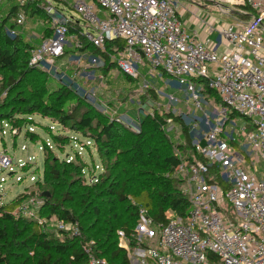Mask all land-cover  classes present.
Returning <instances> with one entry per match:
<instances>
[{
  "label": "built area",
  "instance_id": "obj_1",
  "mask_svg": "<svg viewBox=\"0 0 264 264\" xmlns=\"http://www.w3.org/2000/svg\"><path fill=\"white\" fill-rule=\"evenodd\" d=\"M16 1L23 5L27 0ZM211 1L221 5L222 11L225 2L249 3L259 17L248 22L210 24L198 15L200 6L195 3L198 8L191 10L187 0H73L71 6L81 15L74 18L65 9L49 3L54 34L34 43L31 49L32 66L45 71L54 82L68 84L111 121L134 131H140L135 128H140L143 116L149 114L140 100L148 96V77L141 71L147 66L173 77L179 90L189 96L191 106L204 115L207 130L194 141L198 158L183 161L177 169L183 179V192L189 198L188 212L182 216L169 211L168 223L156 227L159 230L156 246L134 250L132 259L137 264H264V0ZM186 13L206 24L210 34L218 33L220 42L210 45V40L188 33L183 19ZM24 21V14L19 12L16 24ZM76 24L82 38L78 34L69 35V27ZM15 29L11 33H16ZM113 39H120L124 46L108 48ZM86 42L99 52L92 54L85 47ZM56 61L60 63L56 65ZM65 67L73 69L72 72H66ZM114 68L130 81L142 78L131 96L133 104L141 101L133 106L134 116L129 120L136 124L121 118L125 113L114 107L118 101H107L99 95V89L107 87L106 76ZM82 78L89 82L83 83ZM205 85L218 95L207 96L208 105L217 111L213 118L214 109L205 108L202 103ZM167 89L166 84L159 90L165 102L158 105L170 107L178 101L176 93ZM24 125L0 120L1 139L11 137L10 144L5 143L0 149V206L12 202L30 187L5 201L12 186H5L9 178L20 183L31 170L38 169L35 155L28 152L25 158L15 157L19 137L36 145L44 155L48 150L73 148L63 155L67 162L77 157L84 159L87 147L93 146L90 140L77 136L62 145L50 135L61 131H47L48 126H41L44 138L33 120ZM21 150L27 151L28 146L22 145ZM88 166L82 173L89 183L99 181L106 172L101 164H94L88 174ZM98 168L100 171L95 173ZM19 170L26 174L21 176ZM42 178L43 172L31 174L29 180L33 185ZM44 204V196L30 193L18 202L13 214L36 221L46 231L81 234L77 222H66L55 214L45 215ZM139 214L141 223L136 230L152 238L151 218L143 208ZM118 234L125 237L123 231ZM83 248L89 255V264H108L106 259L92 253L90 244Z\"/></svg>",
  "mask_w": 264,
  "mask_h": 264
},
{
  "label": "trees",
  "instance_id": "obj_2",
  "mask_svg": "<svg viewBox=\"0 0 264 264\" xmlns=\"http://www.w3.org/2000/svg\"><path fill=\"white\" fill-rule=\"evenodd\" d=\"M25 6L31 8V16H44L35 0H27L23 5L14 4L9 15L0 20V73L6 72L0 85V95L6 93L0 100V120L15 119L21 125L31 122L30 116L48 118L69 132L51 133L53 140L62 145L69 144L72 136L90 140L106 172L99 181L89 183L82 173L87 161L77 157L67 162L48 150L43 178L34 183L39 188L30 193L44 196L43 192H49L44 196L43 213L77 222L81 234L46 231L34 220L16 217L13 213L18 202L30 194L26 188L12 202L0 206V264H89V255L83 248L87 244L95 256L106 259L108 264H133L129 251L119 245L118 232H124L129 248L138 244L148 247L138 240L136 230L141 223V208L157 228L168 223L169 211L182 216L188 212L189 198L182 190L183 179L177 169L183 161L198 158L193 136L183 121L172 113L167 115L182 125L185 151L193 149V157L182 159L163 131L167 124L164 117L143 116L137 132L111 121L68 84L52 86L49 75L30 64L34 43L11 33L17 24H8L10 18L17 7ZM239 6L243 18L233 17L234 20L248 22L259 17L251 4ZM49 17H44L46 26L41 39L54 34ZM78 28L77 24L70 26L69 35L78 34ZM78 37L82 38L80 34ZM115 45L122 48L124 42L113 39L107 47ZM85 47L92 54L99 52L90 43L86 42ZM204 88L205 93L218 97L207 85ZM87 149L90 152L89 146Z\"/></svg>",
  "mask_w": 264,
  "mask_h": 264
},
{
  "label": "rangeland",
  "instance_id": "obj_3",
  "mask_svg": "<svg viewBox=\"0 0 264 264\" xmlns=\"http://www.w3.org/2000/svg\"><path fill=\"white\" fill-rule=\"evenodd\" d=\"M87 1H91V0H87ZM187 1L190 2L189 5L191 6V8H198L196 7L195 3H192L193 0H187ZM194 1L200 6V8H198V15L201 17V19H206L207 23L212 24V23H215V20H216L217 24L222 25L224 23L233 22L234 21L233 17L243 18V16L241 15L243 12V9L239 6L241 5L239 3L225 2L222 4L223 5L222 8L224 9V11H222L221 5L220 6L217 5L213 1L212 2L210 0H194ZM72 2L73 0H63V1L61 0H35V3H37L42 9V13L44 14L43 17H38L35 15L31 16V8L27 6L23 8L17 7L13 16L10 18L8 24H15L17 13L18 12L23 13L25 16V21L23 24L15 25L16 33L20 34L21 36H24L27 41L36 43L37 41L41 39V37L44 36L42 32L43 27L46 26V20L44 17H46V15L51 16L52 14L48 9L50 5L49 3H51L52 5L56 7L65 9L66 14L68 16L79 18L81 15L75 8L71 6ZM16 3H17L16 0H0V20H2L7 15H9L11 7ZM57 10H59V8H57ZM194 21L196 22L195 19ZM195 22H193L192 25H194ZM201 24H204V23H201ZM204 25L207 27L206 24ZM35 33L38 35H35ZM222 41H224L223 38H222ZM58 63H60V61ZM58 63L56 61V65ZM64 69L68 73H71L73 70V69L69 70V68L67 67H65ZM152 70H153V73L155 74L152 73ZM141 71H142V74L144 73L148 77V81H149V89L147 91L148 96L145 97L146 98L145 100L144 98L140 99L141 101H143L142 103L145 106V109L149 112V114H145V115L149 117L158 115V116L164 117V119H168L169 123L165 127H163V131L168 135L170 140L173 142V147H174L175 152L182 159H185L189 156L190 158L193 157L194 156L193 149H192V152L185 151V149L187 148L184 147L186 146V140L183 136L182 125L180 124L179 121L173 120V118L167 117V115L169 113H172L173 115H175L177 118H179L181 121H183L187 125L189 131L191 132L193 136V140H192L193 142L197 138H200L201 136H203V133L207 130L204 124L203 113L201 111L196 110L193 104L191 106V104L189 103L190 101L189 96H187V94L183 90H179L180 87L177 85L178 82L177 81L175 82L173 77L167 74H163L160 69H152L151 67H148V66L143 68ZM4 73L6 72L0 73V85H1V81L3 79ZM96 74H99L98 70H96ZM106 78H107V87L104 89H99V95L104 100H107V101H111L113 99L114 101H118L117 103L114 104L115 109H117L121 114L125 113L123 114L122 117L121 116L120 117L126 121H129L130 118H133L134 116L133 109H132L133 106H137V104L141 102V101L138 102V100H136V103L133 104L135 101L132 100L131 96L133 95L134 90L138 87L137 82L142 81V78H140L138 81H130V79L127 78L124 74H122L121 71L117 70V68L112 69V74L107 75ZM82 80H83V83H86V84L89 82L86 79L84 80L83 78ZM51 81H52V86H54V84H58L57 82H54L52 79ZM166 84L168 86L167 90L175 92L176 94L175 93L174 94L178 98V101L176 103H173L170 107H168L166 104L158 105L159 103L165 102V98L163 97V92L160 93L159 90L164 89ZM203 94L204 95H202V101H203L202 103L204 106L206 104L205 108L208 107V108L214 109V107H210L208 105L207 96H210V95L205 92ZM3 95H6V93L4 92ZM70 104H68V106H71ZM212 113H213L211 114L212 118L217 116V111L215 109L212 111ZM32 117H33L32 120L35 123H37L39 126L37 127V131L44 138H46V135L41 130L40 128L41 126L43 127L48 126V127H45L47 131L48 130L55 131V132L61 131L62 133H69L67 129L59 126L55 122L50 121V119L48 118H42L41 116H38V115H34ZM131 124H136V123L131 122ZM21 125L25 126L24 124H21ZM49 126H54V128L49 129ZM135 129L141 130V127L135 128ZM10 142H11L10 136H6L4 140H2L0 136V149L3 148L5 143L9 145ZM17 143H18V146H17L15 157L25 158L28 152L30 154L35 155L36 156V166L38 167V169L31 170L30 173L26 175L27 178L23 182H20V183H17V182L14 183L15 180L12 178H9L7 180V183H5V186H11V185L12 186L7 196L4 199L5 201L11 200L17 194L22 192L26 187L30 186L29 191L38 190L39 187L37 188V186H35L34 184L32 185V183L29 180V177L31 174L37 176L38 173L42 174L43 172V165H44V159H45L44 153L42 151H39L36 145L26 142L23 137H19L17 140ZM24 144L28 146L27 151L21 150V146ZM71 149L73 148L67 147L61 150L56 149L52 151L57 156H59L60 159H63V155L65 154V152L71 151ZM90 152L92 155L90 154ZM90 152L86 151L84 153V159H86L87 162L89 163L88 168H86V172L88 174L90 173V168L94 169V164L98 166L100 165L99 155H98L96 147L90 146ZM99 171H100L99 168L95 169V173H98ZM18 172L21 176L26 174L25 171L19 170ZM182 190H184V184L182 185ZM149 229L154 235L152 238L144 235V232H142V230L141 232H139L140 230L137 231L138 240L144 242L143 244L148 246V247H143V248L155 247L157 244L158 238H159V230H157L156 227H149ZM122 239H123V242H125L126 245L128 246V241L125 240L124 238H119V245ZM140 247L142 246L138 244L137 246L133 248H129V246L127 248V250L129 251L130 260L133 264H137L132 259L133 252L136 248H140Z\"/></svg>",
  "mask_w": 264,
  "mask_h": 264
},
{
  "label": "crops",
  "instance_id": "obj_4",
  "mask_svg": "<svg viewBox=\"0 0 264 264\" xmlns=\"http://www.w3.org/2000/svg\"><path fill=\"white\" fill-rule=\"evenodd\" d=\"M183 19H184V24L187 28V31L188 33H191V35L196 33L199 39L204 40V41L210 40L209 42L210 45H213V43L216 44L217 42H220L221 38L216 36L219 34L218 33L210 34L208 31V28L204 24H201L198 20H196V22L194 21L192 13H190V15L189 13H186ZM193 22H195L194 25H192Z\"/></svg>",
  "mask_w": 264,
  "mask_h": 264
},
{
  "label": "water",
  "instance_id": "obj_5",
  "mask_svg": "<svg viewBox=\"0 0 264 264\" xmlns=\"http://www.w3.org/2000/svg\"><path fill=\"white\" fill-rule=\"evenodd\" d=\"M43 195H44V196H49V192H43ZM120 246H122V247L125 248V249L128 248V246L126 245V243L123 242V239H122V241H121V243H120Z\"/></svg>",
  "mask_w": 264,
  "mask_h": 264
}]
</instances>
